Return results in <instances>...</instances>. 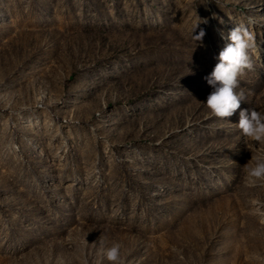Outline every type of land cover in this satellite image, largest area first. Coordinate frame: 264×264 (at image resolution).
Returning a JSON list of instances; mask_svg holds the SVG:
<instances>
[{"label": "rangeland", "instance_id": "374dc122", "mask_svg": "<svg viewBox=\"0 0 264 264\" xmlns=\"http://www.w3.org/2000/svg\"><path fill=\"white\" fill-rule=\"evenodd\" d=\"M240 23L245 100L210 117ZM261 107L264 0H0V264H109L116 243L123 264H264L243 171L264 145L236 126Z\"/></svg>", "mask_w": 264, "mask_h": 264}, {"label": "clouds", "instance_id": "9594fccd", "mask_svg": "<svg viewBox=\"0 0 264 264\" xmlns=\"http://www.w3.org/2000/svg\"><path fill=\"white\" fill-rule=\"evenodd\" d=\"M248 22L252 23V18L249 17ZM200 23H207V20L201 18L195 23L192 38L202 43L206 35L205 29L200 28L198 34L193 35ZM220 35L227 43L219 51L218 62L212 71L204 77L213 89L204 104L209 109L210 117L225 119L240 109L241 101L245 100L244 92L236 91L239 86L238 78L246 69L253 67L250 53L257 48V43L254 32L245 23L236 25L226 34L221 31ZM236 126L245 138L254 144L264 145V107L240 110ZM243 171L246 188L264 187V152L252 155ZM252 203L257 213L264 207V203L259 200ZM120 248V244H113L103 248L101 255L109 264H123Z\"/></svg>", "mask_w": 264, "mask_h": 264}]
</instances>
